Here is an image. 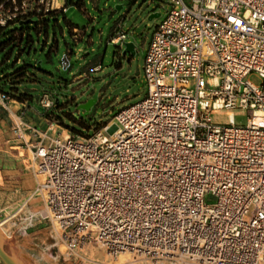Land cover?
Returning <instances> with one entry per match:
<instances>
[{
	"label": "built area",
	"instance_id": "2783aa9c",
	"mask_svg": "<svg viewBox=\"0 0 264 264\" xmlns=\"http://www.w3.org/2000/svg\"><path fill=\"white\" fill-rule=\"evenodd\" d=\"M8 1L2 26L42 6L66 9ZM163 1L170 9L146 54L145 98L91 135L13 127L45 174L44 217L67 259L96 242L110 257L128 252L130 264H264V0ZM126 37L119 22L111 41ZM60 62L71 69L68 53ZM54 105L40 96L44 117ZM227 109L246 122L219 120Z\"/></svg>",
	"mask_w": 264,
	"mask_h": 264
},
{
	"label": "rangeland",
	"instance_id": "374dc122",
	"mask_svg": "<svg viewBox=\"0 0 264 264\" xmlns=\"http://www.w3.org/2000/svg\"><path fill=\"white\" fill-rule=\"evenodd\" d=\"M33 1L28 0L30 3ZM74 1L60 15L59 23L55 20L51 22L48 40L47 35H44L37 42V50L31 52L29 63L32 66L30 79L24 82L25 93L17 94L10 90L15 96L29 95L31 102H35L43 92L51 94L55 105L50 112L54 116H45V128L38 127L46 129L52 124L50 136L66 135L67 132L91 135L100 131L105 124L112 123L119 110L147 96L148 84L144 70L146 54L157 25L170 9V4L163 0H98V6L93 0H83L88 9L85 14L77 4L79 0ZM61 2L55 0L58 6ZM12 6V1L7 0V3H0V10L8 12ZM44 13L48 11L42 6L41 12H29L28 16ZM154 13H160V16L151 19ZM64 15L86 26L85 42H74ZM119 20L127 33L126 39L118 43L108 41L112 28ZM90 38L94 44L87 47ZM128 41L135 43V54L123 53L124 43ZM56 44L58 50L53 51L52 46ZM68 44L74 48L72 67L64 70L60 59ZM84 47L85 61L80 51ZM92 47L97 48L95 53ZM97 54L100 55L101 68L88 69L89 61ZM248 78L259 85L263 82L256 72L250 73ZM83 101L85 107H81ZM74 112L78 115L73 117ZM231 113L233 120L229 121L246 122L247 117H236L234 112H224L218 119L224 120L221 117ZM114 128L112 125L110 132ZM18 136L12 141H5L7 145L0 143V242L7 252L22 264H130L129 254L110 257L105 247L96 242L87 243L80 249L85 258L73 260L62 255L65 246L57 237L52 223L44 217V201L38 189L45 175L42 176L35 165L32 151L19 144ZM0 264H5L1 258Z\"/></svg>",
	"mask_w": 264,
	"mask_h": 264
},
{
	"label": "crops",
	"instance_id": "0c3cea01",
	"mask_svg": "<svg viewBox=\"0 0 264 264\" xmlns=\"http://www.w3.org/2000/svg\"><path fill=\"white\" fill-rule=\"evenodd\" d=\"M93 2L95 3L96 6H98V0H93ZM61 5L66 8L65 10L61 9V11H63L62 13H58V14L53 15V16H49L47 14H44V15H38V16L34 17L36 20L40 21V23L37 25L36 30L31 31V32H34V34L36 33L34 36V44H33L34 48H36L37 42H40L44 35H47L46 41L48 40L51 22L53 20H55L57 23H59L60 22V19H59L60 15L66 12L70 3H68V0H62ZM78 5L80 6L81 10L85 12V14L88 13L87 3L85 1L79 0ZM64 20L68 26V29H69V32H70L72 38L74 39V42L76 44L79 42H85V38H86V34H87L86 26H82L79 23L74 22L73 20L69 19L66 15H64ZM119 22H121V20L116 22V24L112 28V30L108 36V41H111L112 37L117 34V25ZM46 30H48L47 34L45 33ZM92 44H94V42L90 38V40H88L87 47H89ZM52 50L53 51L58 50V45L57 44L53 45ZM91 50H92V52L95 53L97 51V48L92 47ZM80 51H82V53L84 55L81 58H83L82 60L85 61V47L80 48ZM67 53L70 55V60H71L72 55L74 53V48L70 44L67 45V50L62 55L67 54ZM62 55H61V57H62ZM98 66H100V68L102 66L100 63V55L99 54H97L92 60L89 61L88 69L95 70V68ZM84 73H85V68H84ZM75 78H77V77H75ZM40 96L41 95H38L35 102H31L29 100V98H24L23 100H18V99L10 97V99L7 101H1L0 100V140H1L0 143L1 144L3 143V144L7 145L6 142H9V141L16 139V137L19 135V131L13 129V127H15L16 124L19 125V130L22 132L25 131L24 130L25 124H28V125L32 124V125L38 126L39 128L40 127L45 128V118H44V116L42 114V110L39 106ZM31 98L33 99L34 97H31ZM82 103L84 104L85 101H83ZM73 115L77 116L78 113L74 112V114H72V116ZM11 136H14L15 138H11ZM14 147H16V146H12V148H14Z\"/></svg>",
	"mask_w": 264,
	"mask_h": 264
},
{
	"label": "trees",
	"instance_id": "16d2710c",
	"mask_svg": "<svg viewBox=\"0 0 264 264\" xmlns=\"http://www.w3.org/2000/svg\"><path fill=\"white\" fill-rule=\"evenodd\" d=\"M7 0H0V3ZM74 0H68V3H74ZM78 4V3H77ZM61 10L48 11L49 16L62 13ZM43 14V15H44ZM39 14L27 15L19 17L14 21L9 20L6 26L0 25V92L9 95L11 98L23 100L29 98L27 94L13 95L10 90H14L18 93H25L24 82L26 79H30V67L29 56L33 50H37L33 47L34 44V32L37 25L40 23L34 17ZM34 19L35 22H25L28 19ZM48 33V30L45 31ZM47 116H54V113L50 112Z\"/></svg>",
	"mask_w": 264,
	"mask_h": 264
},
{
	"label": "water",
	"instance_id": "95a60500",
	"mask_svg": "<svg viewBox=\"0 0 264 264\" xmlns=\"http://www.w3.org/2000/svg\"><path fill=\"white\" fill-rule=\"evenodd\" d=\"M157 16H160V13H154L151 15L150 18L152 19L153 17H157ZM35 21L36 20L30 18L25 22L27 23V22H35ZM124 45H125V48L123 50V53L125 55L128 53H131V54L136 53V47H135L134 42L128 41V42H125ZM81 107H85V103ZM0 258L3 260V262L5 264H22L16 258H14L9 252H7V250L4 248V246L1 244V242H0Z\"/></svg>",
	"mask_w": 264,
	"mask_h": 264
},
{
	"label": "bare ground",
	"instance_id": "6f19581e",
	"mask_svg": "<svg viewBox=\"0 0 264 264\" xmlns=\"http://www.w3.org/2000/svg\"><path fill=\"white\" fill-rule=\"evenodd\" d=\"M224 112H234V113H236V115H237V113H239L240 111L239 110H235V109H227V110H221V111H219V113H224ZM221 118H224V120H228V121H226V122H235V121H229V120H233V113H231V114H228V115H226V116H224V117H221ZM219 120H221V119H219ZM223 120V119H222ZM258 121H260V119H257ZM237 122V121H236ZM66 131V130H65ZM113 132V131H112ZM67 134H69V132H67ZM66 134V135H67ZM39 170V169H38ZM40 171V174L42 175V176H44L45 174L43 173V171L42 170H39ZM43 180H44V177H42V179L40 180V182H43ZM122 254H129L128 252H125V253H121V254H119L118 256H114L115 258H118L120 255H122ZM130 255V254H129Z\"/></svg>",
	"mask_w": 264,
	"mask_h": 264
}]
</instances>
